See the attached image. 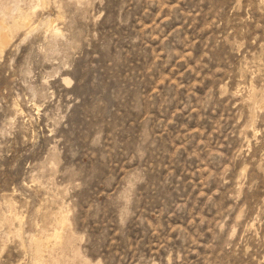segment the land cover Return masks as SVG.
Here are the masks:
<instances>
[{"label":"rangeland","instance_id":"rangeland-1","mask_svg":"<svg viewBox=\"0 0 264 264\" xmlns=\"http://www.w3.org/2000/svg\"><path fill=\"white\" fill-rule=\"evenodd\" d=\"M24 14L0 264H264V0H0Z\"/></svg>","mask_w":264,"mask_h":264},{"label":"bare ground","instance_id":"bare-ground-1","mask_svg":"<svg viewBox=\"0 0 264 264\" xmlns=\"http://www.w3.org/2000/svg\"><path fill=\"white\" fill-rule=\"evenodd\" d=\"M11 6V5H10ZM8 10H10V9H8ZM6 11V10H5ZM12 12V11H11ZM23 13V12H22ZM30 13V12H29ZM3 14H7V13H3ZM21 14V13H20ZM31 14V13H30ZM18 15V14H17ZM16 16V15H15ZM3 17V16H2ZM4 18V20H6L5 19V17H3ZM2 18V19H3ZM14 18V17H13ZM1 19V18H0ZM4 20H1L0 21V36H1V38H2V35L4 34V40H6L5 39V36L6 37H12V35H13V37H14V34H15V32H17L18 30H20V29H22V28H24V27H28V26H30V16H29V14H24V15H19V17L18 18H16V19H14L13 21H12V23L11 24H8V23H6ZM52 28V27H51ZM4 30H5V32H4ZM55 30V29H54ZM3 32V34L1 35V33ZM1 38H0V50L2 51V49H3V47H4V43L1 41ZM11 39V38H10ZM8 41L10 42V40H9V38H8ZM6 47V46H5ZM67 80V79H66ZM65 80V81H66ZM69 80V79H68ZM68 82V81H67ZM62 220H64V219H62ZM59 221H61V220H59ZM59 234V233H58ZM52 238V240H57L58 239V237L57 236H52L51 237ZM48 239V238H47ZM50 241V240H49ZM47 242V241H46ZM45 241H43V242H40L39 244H38V251H39V253L41 252V250L43 249V247H47V245H49V244H47ZM59 242V241H58ZM51 243V242H50ZM57 243V242H56ZM55 243V244H56ZM59 244V243H58ZM45 249V248H44ZM37 255V254H36ZM39 256V255H38ZM39 258V257H38Z\"/></svg>","mask_w":264,"mask_h":264}]
</instances>
